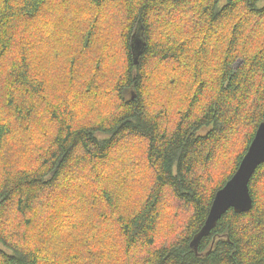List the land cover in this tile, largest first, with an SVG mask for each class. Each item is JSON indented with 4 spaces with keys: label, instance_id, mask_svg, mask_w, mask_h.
Wrapping results in <instances>:
<instances>
[{
    "label": "trees",
    "instance_id": "16d2710c",
    "mask_svg": "<svg viewBox=\"0 0 264 264\" xmlns=\"http://www.w3.org/2000/svg\"><path fill=\"white\" fill-rule=\"evenodd\" d=\"M262 122L264 0H0V264H264Z\"/></svg>",
    "mask_w": 264,
    "mask_h": 264
},
{
    "label": "water",
    "instance_id": "95a60500",
    "mask_svg": "<svg viewBox=\"0 0 264 264\" xmlns=\"http://www.w3.org/2000/svg\"><path fill=\"white\" fill-rule=\"evenodd\" d=\"M146 47V42L143 41L139 33L134 34L132 50L134 52L135 64L139 65L140 56ZM264 139V122H262L255 134L252 143L245 156L243 157L237 171L233 177L220 189L213 200L209 215L202 229L194 236L192 246L197 248L200 242L210 235L216 227L218 221L231 209L236 213H246L253 207V199L250 193V182L256 170L264 164V154L259 151V143ZM236 183L238 186V195L230 202H225L221 197V193L225 189Z\"/></svg>",
    "mask_w": 264,
    "mask_h": 264
},
{
    "label": "snow or ice",
    "instance_id": "6c2138e0",
    "mask_svg": "<svg viewBox=\"0 0 264 264\" xmlns=\"http://www.w3.org/2000/svg\"><path fill=\"white\" fill-rule=\"evenodd\" d=\"M259 151L264 154V139H262L259 143ZM238 195V186L235 182L229 185L224 192L221 193V197L225 202H230Z\"/></svg>",
    "mask_w": 264,
    "mask_h": 264
},
{
    "label": "rangeland",
    "instance_id": "374dc122",
    "mask_svg": "<svg viewBox=\"0 0 264 264\" xmlns=\"http://www.w3.org/2000/svg\"><path fill=\"white\" fill-rule=\"evenodd\" d=\"M53 3H56V1L52 2V4H53Z\"/></svg>",
    "mask_w": 264,
    "mask_h": 264
}]
</instances>
